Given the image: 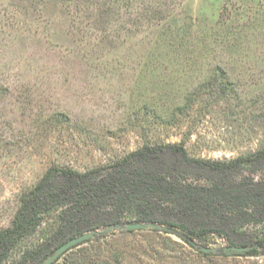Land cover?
I'll use <instances>...</instances> for the list:
<instances>
[{
  "label": "rangeland",
  "instance_id": "1",
  "mask_svg": "<svg viewBox=\"0 0 264 264\" xmlns=\"http://www.w3.org/2000/svg\"><path fill=\"white\" fill-rule=\"evenodd\" d=\"M178 142L204 159L264 149V0H0V230L51 165ZM97 239L54 264H264L262 249L205 255L150 230Z\"/></svg>",
  "mask_w": 264,
  "mask_h": 264
},
{
  "label": "trees",
  "instance_id": "2",
  "mask_svg": "<svg viewBox=\"0 0 264 264\" xmlns=\"http://www.w3.org/2000/svg\"><path fill=\"white\" fill-rule=\"evenodd\" d=\"M220 74L207 82L216 84ZM133 222L176 229L191 248L188 239L215 235L258 254L264 235L247 227L264 224V149L218 160L191 156L181 142L143 144L83 172L51 165L20 195L10 225L0 230V264L36 234L41 240L12 264H40L71 238Z\"/></svg>",
  "mask_w": 264,
  "mask_h": 264
},
{
  "label": "water",
  "instance_id": "3",
  "mask_svg": "<svg viewBox=\"0 0 264 264\" xmlns=\"http://www.w3.org/2000/svg\"><path fill=\"white\" fill-rule=\"evenodd\" d=\"M157 231L167 235L174 236L179 240L186 239V235L182 234L176 229L165 227L155 223H140V222H133V223H125L123 225L116 224L113 226H109L104 228L103 230H94L90 232L83 233L78 235L74 238L69 239L68 241L64 242L60 246H58L52 254L48 255L40 264H54L65 252L69 251L71 248L80 245L83 242L88 240L94 239L95 237L99 236H106L113 232L119 231ZM188 243L195 249H198L202 253L206 254H223V255H230V256H245L252 250L250 246H225L221 250L216 248H209L199 245L195 242L194 239H188Z\"/></svg>",
  "mask_w": 264,
  "mask_h": 264
}]
</instances>
